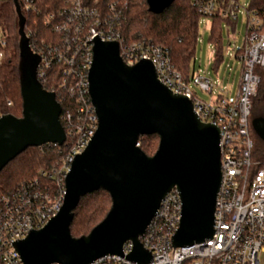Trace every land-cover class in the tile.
Segmentation results:
<instances>
[{
	"label": "water",
	"instance_id": "obj_1",
	"mask_svg": "<svg viewBox=\"0 0 264 264\" xmlns=\"http://www.w3.org/2000/svg\"><path fill=\"white\" fill-rule=\"evenodd\" d=\"M149 11L161 13L174 0H146ZM22 115L0 118V171L28 147L62 146V106L37 78L40 56L32 52L26 18L18 0ZM90 95L98 128L67 174L61 211L43 228L16 243L24 264H89L106 255H123L143 263L151 256L140 241L162 200L176 188L182 216L173 246L203 242L214 234L221 185L220 130L204 122L193 101L173 92L158 77L151 60L128 65L119 43L96 40L89 75ZM264 140V117L252 120ZM157 134V151L147 155L138 145L142 135ZM106 190L112 198L106 217L87 235L74 237V211L87 194Z\"/></svg>",
	"mask_w": 264,
	"mask_h": 264
},
{
	"label": "built area",
	"instance_id": "obj_2",
	"mask_svg": "<svg viewBox=\"0 0 264 264\" xmlns=\"http://www.w3.org/2000/svg\"><path fill=\"white\" fill-rule=\"evenodd\" d=\"M18 2L22 13L33 15L37 27L41 22L50 30L46 34L25 30L32 52L40 56L38 80L42 85L51 82L48 73L57 68L59 85L73 98L74 105L68 103L60 115L66 140L68 135L71 139L61 165L41 171L46 182L26 181L0 196V264H24L16 243L43 228L61 211L71 165L98 128L89 82L96 40L118 42L120 55L128 65L151 60L160 81L173 92L189 97L201 120L219 128L222 179L212 237L192 245L173 246L182 216L180 193L173 188L140 236L151 254L149 258L143 263L130 260L134 244L128 240L123 255H106L89 264H264V161L253 159L251 136L254 100L262 81L260 70L264 69V5L255 7L252 0L245 8L247 34L243 47L235 52L241 61V75L232 100L222 93L215 95L213 81L201 73L193 72L186 80L173 63L169 48L144 37L128 39L123 32L128 0ZM192 5L202 18L219 17L234 26L241 8L239 0H192ZM8 48V34L0 28V69L8 61ZM192 85L211 93V99L199 98Z\"/></svg>",
	"mask_w": 264,
	"mask_h": 264
},
{
	"label": "trees",
	"instance_id": "obj_3",
	"mask_svg": "<svg viewBox=\"0 0 264 264\" xmlns=\"http://www.w3.org/2000/svg\"><path fill=\"white\" fill-rule=\"evenodd\" d=\"M263 5L264 0H253V6L261 7ZM23 15L26 18L25 30L27 33L29 29H33L39 34L50 32L49 28L39 21L37 27L32 14L23 11ZM201 18L202 15L193 7L192 0H174L169 7L158 14L149 11L146 0H128L123 32L130 40L144 37L169 48L176 68L186 80H189L193 74L191 63L198 42ZM223 22L224 20L219 17L212 20L210 40L215 45L214 55L217 64L223 58ZM0 28L8 34V49L11 53V58L0 69V113H12L20 117L22 115L19 71L20 38L18 14L14 0H0ZM260 73L262 81L258 95L254 100L252 112L254 116H256L255 112L259 107L264 108V69H261ZM48 76L51 82L43 83V85L49 91L55 90L56 99L61 103L63 111L68 103L74 105L73 98L59 85L60 75L57 68L49 71ZM8 100L12 101L11 106L7 105ZM62 125H64L63 122ZM159 141L160 138L157 134L142 135L139 139L140 147L147 155H153L157 151ZM70 145L71 139L68 135V139L62 146L45 144L28 147L0 171V196L11 193L26 181L39 179L46 182L47 179L41 175V171L52 170L60 166ZM261 161H264V158ZM111 205L112 198L106 190L101 189L85 195L74 211L71 224L72 235L74 237L87 235L106 217Z\"/></svg>",
	"mask_w": 264,
	"mask_h": 264
},
{
	"label": "rangeland",
	"instance_id": "obj_4",
	"mask_svg": "<svg viewBox=\"0 0 264 264\" xmlns=\"http://www.w3.org/2000/svg\"><path fill=\"white\" fill-rule=\"evenodd\" d=\"M251 2L252 0H239L241 8L238 14L239 19L235 26L227 25L225 21L222 23L224 51L223 58L218 64L214 55L215 45L210 40L212 20L205 17L200 19L198 42L194 59L191 63L192 72L201 73L213 81L215 95L222 93L232 100L236 96L241 75V61L236 57L235 52L242 48L245 42L247 34L245 8H248ZM10 58L11 53L9 52L8 60ZM192 89L199 98L203 100L211 99V93L201 90L199 86L192 85ZM255 114L256 116L252 115L251 122L256 117L264 116V108L259 107ZM251 136L254 141L253 159L261 160L264 158V140L255 132L252 125ZM261 258L264 259V255H261Z\"/></svg>",
	"mask_w": 264,
	"mask_h": 264
}]
</instances>
